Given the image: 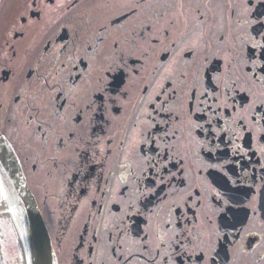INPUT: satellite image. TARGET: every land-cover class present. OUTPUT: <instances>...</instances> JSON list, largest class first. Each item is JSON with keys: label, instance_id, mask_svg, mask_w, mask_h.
<instances>
[{"label": "snow or ice", "instance_id": "1", "mask_svg": "<svg viewBox=\"0 0 264 264\" xmlns=\"http://www.w3.org/2000/svg\"><path fill=\"white\" fill-rule=\"evenodd\" d=\"M252 3L104 0L101 9L120 10L92 40L78 46V31L64 43L49 37L35 66L6 63L13 80L0 79V224L25 211L8 174L22 175L13 170L22 151L59 218L67 209L73 224L85 220L76 243L88 245L87 259L73 245L78 264H216L223 228L235 235L231 264L253 255L264 264V176L248 185L243 217L229 187L240 182L229 153L264 154V31L252 27L264 28V13L252 19ZM83 24L87 31L91 21ZM221 145L228 151L213 160ZM8 243L15 249L17 240Z\"/></svg>", "mask_w": 264, "mask_h": 264}, {"label": "flooded vegetation", "instance_id": "2", "mask_svg": "<svg viewBox=\"0 0 264 264\" xmlns=\"http://www.w3.org/2000/svg\"><path fill=\"white\" fill-rule=\"evenodd\" d=\"M71 3H73V0H65L66 5ZM74 3V7L57 9L54 0H35V3H33V0H0V79L3 78L6 72L7 80H4L5 84L13 80V72L5 67L6 63L14 64L17 69L21 64L35 66L38 58L44 55L45 40L49 37H55V43L57 44L75 40L77 37L74 35V31L79 33L78 46H80V44L93 39V29L98 23L120 10L111 7L101 9L104 0H74ZM251 8L252 19H255L257 15L264 13V0H261L260 3L253 0ZM168 11L175 12L176 9L171 8ZM37 12H39V15H37ZM22 16L27 17L28 23L21 19ZM84 19L91 21V25L87 26V31L85 30L86 26L83 24ZM261 19H264V16H261ZM252 27L254 32L257 29L264 31V28H261L259 24H253ZM21 31H23V35L19 34ZM220 55L223 56L224 52L221 51ZM215 63L217 61L213 60V64ZM26 70L25 67L24 71ZM114 75L120 74L116 73ZM245 144L247 146V141H245ZM221 148L222 151L212 154L213 160L221 158L224 152L228 151L223 145H221ZM19 156L21 169L36 199L49 235L54 259L52 264H78L79 256L87 259L88 245L81 247L76 243L80 235V229L85 225V220L81 217L73 224L67 219V209L63 213L64 218H59L61 212L56 199L51 195L45 196V188L42 186L43 180H38L33 176L30 163L26 162V154L21 151ZM229 157L235 160L234 164L229 165L232 169L230 175L233 179L239 178L240 181L235 186L229 184L230 188L237 189L234 194L241 202L240 206H236L233 211L243 217L244 212L247 211L242 205L247 203L245 193L248 185L259 184L261 176H264V169L261 168V165H264V154L252 155L250 150L247 156L232 157L229 153ZM46 199L47 204L45 203ZM2 204L3 202L0 201V205ZM151 207L152 205H149V208ZM0 211H2V208H0ZM228 216L231 217L232 213H228ZM3 219L7 223L0 224V242H3L0 243V264H29L30 260L24 244L25 241L22 237H19L20 231L14 219L10 215H5ZM214 219L217 224L222 226L221 216ZM134 220L139 221L141 228L144 227L143 217H134ZM244 222L247 224L248 220L245 219ZM65 228H68L69 231L66 232ZM237 228H240V225H237ZM88 231H92L90 224L88 225ZM223 233L228 239L221 240L216 246V251L220 252V256L216 257V264H225L226 260L228 264H231L233 249L230 241L235 238V235L228 228H223ZM11 239L17 240L15 249L8 243ZM89 239L88 235H84L85 241ZM249 239L254 241V238L249 237ZM92 243L97 248L106 244L107 234L104 233L97 241ZM73 245L79 250V256H77ZM259 252L264 253V248L259 249ZM95 254L94 251L93 255ZM257 259V255L238 257V264H255Z\"/></svg>", "mask_w": 264, "mask_h": 264}, {"label": "water", "instance_id": "3", "mask_svg": "<svg viewBox=\"0 0 264 264\" xmlns=\"http://www.w3.org/2000/svg\"><path fill=\"white\" fill-rule=\"evenodd\" d=\"M4 163L11 164L12 162L6 160ZM13 170L22 174L12 176L10 172L8 173L25 209L18 219H14V222L19 231L22 229L25 231V236L22 239H24L27 248L29 264H52L54 259L49 235L19 162L13 165Z\"/></svg>", "mask_w": 264, "mask_h": 264}]
</instances>
